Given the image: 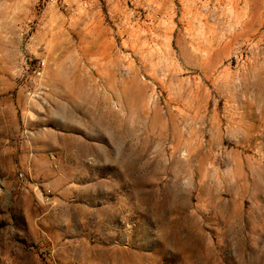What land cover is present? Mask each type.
Here are the masks:
<instances>
[{
	"label": "rangeland",
	"instance_id": "obj_1",
	"mask_svg": "<svg viewBox=\"0 0 264 264\" xmlns=\"http://www.w3.org/2000/svg\"><path fill=\"white\" fill-rule=\"evenodd\" d=\"M0 264H264V0H0Z\"/></svg>",
	"mask_w": 264,
	"mask_h": 264
},
{
	"label": "built area",
	"instance_id": "obj_2",
	"mask_svg": "<svg viewBox=\"0 0 264 264\" xmlns=\"http://www.w3.org/2000/svg\"><path fill=\"white\" fill-rule=\"evenodd\" d=\"M46 61L40 58L34 62L29 55H23L17 79L19 84L23 86L30 100H43L49 91V86L46 80ZM24 177L23 173H20ZM52 198L51 189L44 192V199L50 202Z\"/></svg>",
	"mask_w": 264,
	"mask_h": 264
}]
</instances>
